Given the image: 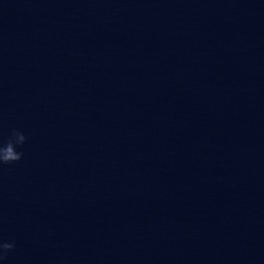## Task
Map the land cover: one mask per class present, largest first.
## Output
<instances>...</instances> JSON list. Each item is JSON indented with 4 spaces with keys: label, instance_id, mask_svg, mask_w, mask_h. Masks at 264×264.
<instances>
[{
    "label": "water",
    "instance_id": "1",
    "mask_svg": "<svg viewBox=\"0 0 264 264\" xmlns=\"http://www.w3.org/2000/svg\"><path fill=\"white\" fill-rule=\"evenodd\" d=\"M0 40L101 140L264 257V0H0Z\"/></svg>",
    "mask_w": 264,
    "mask_h": 264
},
{
    "label": "clouds",
    "instance_id": "2",
    "mask_svg": "<svg viewBox=\"0 0 264 264\" xmlns=\"http://www.w3.org/2000/svg\"><path fill=\"white\" fill-rule=\"evenodd\" d=\"M27 141V137L18 130H13L6 142H0V166L19 162L23 158V152L17 151ZM14 242L0 241V260H6L8 254L14 250Z\"/></svg>",
    "mask_w": 264,
    "mask_h": 264
}]
</instances>
